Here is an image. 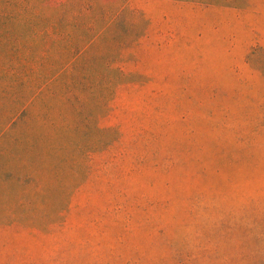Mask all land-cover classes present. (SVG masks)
I'll return each instance as SVG.
<instances>
[{
  "label": "rangeland",
  "instance_id": "1",
  "mask_svg": "<svg viewBox=\"0 0 264 264\" xmlns=\"http://www.w3.org/2000/svg\"><path fill=\"white\" fill-rule=\"evenodd\" d=\"M201 197L264 223V0H0V264H264Z\"/></svg>",
  "mask_w": 264,
  "mask_h": 264
},
{
  "label": "clouds",
  "instance_id": "2",
  "mask_svg": "<svg viewBox=\"0 0 264 264\" xmlns=\"http://www.w3.org/2000/svg\"><path fill=\"white\" fill-rule=\"evenodd\" d=\"M175 241L193 259L226 246H245L255 254L264 249V223L240 204L225 206L218 198L201 197L193 203L191 216L176 225Z\"/></svg>",
  "mask_w": 264,
  "mask_h": 264
}]
</instances>
